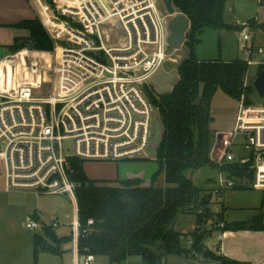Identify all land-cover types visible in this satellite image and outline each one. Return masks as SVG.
Here are the masks:
<instances>
[{
	"label": "built area",
	"instance_id": "2783aa9c",
	"mask_svg": "<svg viewBox=\"0 0 264 264\" xmlns=\"http://www.w3.org/2000/svg\"><path fill=\"white\" fill-rule=\"evenodd\" d=\"M34 1L66 30L48 27L39 12L53 42L52 63L42 73L49 82L47 91L39 93L28 85L15 92L0 90L1 190L66 194L75 211L72 264H93V254L78 252L79 238L91 232L94 221L88 219L87 226L80 228L76 201L80 183L69 177L70 159L150 158L155 121L160 118L154 97L163 93L154 79L161 70L169 72L163 65L177 61L173 55L180 49L167 43L173 15L160 8L161 0ZM247 26L241 49L250 70L264 62L254 58L263 51L248 43L253 28ZM249 75L250 71L244 85L249 84ZM68 140L72 153L63 148ZM235 150L246 154L237 156ZM208 157L216 166L212 197L221 198L228 190L246 185L264 190V102L245 104L241 95L232 128L214 133ZM230 164L247 165V175L225 171L223 167ZM22 225L36 230L57 227L58 222L42 224L31 214ZM191 242L188 237L183 245L189 248ZM202 263L221 264L217 259Z\"/></svg>",
	"mask_w": 264,
	"mask_h": 264
},
{
	"label": "trees",
	"instance_id": "16d2710c",
	"mask_svg": "<svg viewBox=\"0 0 264 264\" xmlns=\"http://www.w3.org/2000/svg\"><path fill=\"white\" fill-rule=\"evenodd\" d=\"M51 3V0H48ZM227 0H172L175 10L187 16L190 27L184 45L187 53L179 63L178 80L168 92H163L154 102L163 123V133L157 148V171L151 177V185L144 186L137 178L105 181L89 178L83 161L70 159L72 181L80 183L76 189L80 228L93 219L91 232L78 240V252L105 258L108 264H119L132 256H140L142 264H165L167 256H187L194 252L206 258L217 259L221 264L235 263L224 256H217L205 249L207 232L202 228L210 214L207 212L211 194L196 184L195 174L206 166L215 169L208 153L215 131L209 124L211 100L220 89L239 100L244 95L245 104L253 103L252 84L244 85L249 70L245 60L221 58L198 60L194 53L196 35L205 28L232 29L224 21ZM249 25L254 29V21ZM29 31L25 39H15L7 50L18 52L29 43L40 52H52L53 42L39 18L18 24ZM264 64L256 68V74ZM223 169L232 175H247V165L230 164ZM186 174V172H188ZM163 174L169 187L158 188L152 184ZM244 189V187H236ZM205 192V193H204ZM203 193V194H202ZM194 214L195 227L183 233L175 229L179 215ZM264 213L245 221H231L219 226L220 231L262 230ZM191 239L186 248L183 240ZM47 239L61 244L68 238H58L50 226L43 234H34L33 262L38 263L40 253L61 254Z\"/></svg>",
	"mask_w": 264,
	"mask_h": 264
},
{
	"label": "rangeland",
	"instance_id": "374dc122",
	"mask_svg": "<svg viewBox=\"0 0 264 264\" xmlns=\"http://www.w3.org/2000/svg\"><path fill=\"white\" fill-rule=\"evenodd\" d=\"M159 6L161 9H164V6L159 1ZM38 8V7H37ZM39 10V9H38ZM41 21V18H40ZM66 28L63 27L61 31H65ZM187 34V33H186ZM201 42L195 45L194 53L198 59H212L225 57V54L220 52L218 49V32L213 29H205L203 34L201 35ZM179 49L178 52L173 55V57L177 58V61H169L165 62L163 65L164 70L166 71H177L179 63L185 58L187 49L184 43L177 45ZM221 55V56H219ZM16 59L13 55H7L5 57L6 68L4 72L0 71V76H2V83L0 85V90L5 91L8 83L12 78L13 80L20 81H30L29 83H33L35 80L36 84L39 83L40 78V70L38 69L37 63H32L33 58H23L22 62H24V68L17 69L18 72L14 71L17 67ZM257 61H263L264 59H257ZM38 62V61H36ZM40 62V60H39ZM46 58L43 59L40 63H46ZM33 64V65H32ZM33 66V70H30ZM258 65H254L251 67L250 75L248 83L252 84L256 76V68ZM1 68V67H0ZM2 69V68H1ZM45 90H41L39 93H44ZM251 98L255 103L264 102V98L259 97L256 92L251 95ZM238 108V101L228 96L222 90L218 89L212 97L211 100V117L212 120L209 124V128L213 131L216 128L228 127L235 120L236 112ZM64 151L67 153L73 152L72 141H64L63 142ZM246 154L243 150H235V155ZM128 161V160H126ZM124 161V162H126ZM128 162L132 163H141L139 165H131L125 170H129V172H135L140 175H144V180L142 181V185L149 186L151 185V177L158 169V163L155 159L151 158H142V159H132ZM84 171L86 175L90 178L96 177L98 174H102L104 171L103 164L100 161L93 162H83ZM152 173V174H150ZM186 172V174H188ZM200 178L196 179V184L206 190L210 187V178L215 175V169L211 166L203 167L199 170ZM147 175V176H146ZM0 184H1V175H0ZM154 187L165 188L170 185L167 184L164 180L163 174H160L156 177V179L152 183ZM225 194V193H224ZM224 196V195H223ZM223 196L215 197L214 201L211 203L209 207H207V212L210 214V217L207 219L206 223L203 224L202 228L206 230L207 236L210 235L212 231L218 230L223 223H229L232 219H246L247 215L251 211V207L259 206L261 199H264V190H256L249 186H245L244 189H236L233 192L230 191L226 195L225 204L228 208H224ZM225 209V219L223 217V212ZM34 212H38L40 216V220L44 221L47 225L51 222L53 217L57 218V221L60 223L59 227H55V232L60 237H72L73 231V218L75 216V211L73 207V203L70 198L66 194H35L32 191H24V193H19L15 195H0V230H5L7 228H15L19 227L21 230V235L24 238L23 246H19V255L22 257V260L25 264H28L31 261V253H30V242L34 236V234H43V231L40 232L39 229L36 230H27L22 229L21 224H23L25 218L32 214L35 217ZM264 213V210L258 209L256 210V214ZM252 216V217H253ZM264 222V218H263ZM195 226V215L194 214H186L179 215L176 219L175 229L178 231H184L183 233L191 232ZM47 243L51 244L54 248H60L61 244H57L56 242H52L47 239ZM5 254L9 257L12 256V248H6ZM39 257V256H38ZM169 263L182 262L177 256H169ZM69 259V255H66L63 259L64 263H67ZM41 260L43 263L48 264H60L62 259L58 254L55 253H43L41 255ZM97 260L95 261V263ZM141 264V259L139 256H132L127 258V260L119 263V264ZM165 263V259H164ZM203 264V263H202Z\"/></svg>",
	"mask_w": 264,
	"mask_h": 264
},
{
	"label": "crops",
	"instance_id": "0c3cea01",
	"mask_svg": "<svg viewBox=\"0 0 264 264\" xmlns=\"http://www.w3.org/2000/svg\"><path fill=\"white\" fill-rule=\"evenodd\" d=\"M38 7V8H37ZM39 9V10H38ZM43 17L44 23H46V19L50 17L51 13L44 7H40L38 3L34 0H0V71H5L6 68L5 64V57L7 55H13L16 59L17 67L14 71L18 72L19 69L23 70L24 62L22 59L31 57L33 58L32 63H37L38 69L40 70V78L39 83L36 84L35 80L33 83H29L30 81H18L10 80L8 83L7 88L4 92H15L20 86H31L36 91L41 92V90L47 91L49 88V82L43 80L42 73L45 70H48L52 63V54L51 52H40L34 49H29L28 45L23 47L18 52L13 53L7 50V46L12 45L15 39H25L29 36V31L25 28L19 27L18 24L26 21V20H33L35 18L40 19V13ZM254 21L256 27H254L252 32V37L248 43L252 44L253 47L256 49L261 48L262 53H258L254 56L256 59H264V0H227L225 9H224V21L227 25L232 26V29L226 30H215L218 32V49L219 54L223 51L225 57H219L223 60H232V59H245L246 55L241 49L242 43V32L245 29L248 30V26L250 21ZM243 26V27H241ZM245 26V27H244ZM64 25L61 24L57 26L59 29H63ZM210 29V28H205ZM200 31L196 38L198 40L197 44L201 42V35L203 34L204 30ZM214 30V29H213ZM221 56V55H219ZM46 58V63H40L43 59ZM198 59V58H197ZM215 59V58H212ZM212 59H205V60H212ZM40 60V62H39ZM204 60V59H198ZM38 61V62H36ZM33 65V64H32ZM18 69V70H17ZM30 70H33V66ZM2 83V76H0V85ZM3 91V90H2ZM234 122H232L228 127L223 128H216L214 129L215 132H223L227 131L232 128ZM126 160L117 161V162H105L100 161L103 164V172L102 174H98L96 177H92V179L98 180H105V181H116V180H125V179H133L137 178L140 180H144L143 176L135 172H129V170H125L131 165H139L143 162H124ZM216 172V170H215ZM152 174V173H150ZM198 174V178L196 175ZM147 176V175H146ZM215 176V175H214ZM91 178V177H90ZM200 178V173L197 172L195 174V179ZM210 187L206 189V192L209 193L211 186H212V178H210ZM228 190L225 192L223 198L224 201L223 206L224 208H228L225 204L226 195L230 191ZM19 193H24V191H12V192H3L1 190L0 184V195L8 196V195H15ZM205 193V192H204ZM203 194V193H202ZM214 201V197H210L209 204L207 207L211 205ZM223 217L225 219L224 213ZM262 209L264 210V199H261L259 206L251 207V211L247 215L246 219H232L229 221H245L250 219L254 214H256V210ZM35 219H37L40 223L45 224L44 221L40 220V216L38 212H34ZM57 221L56 217L51 219ZM49 222L48 224H50ZM58 222V221H57ZM60 223L58 222V226ZM56 227V228H57ZM195 227V226H194ZM21 228L23 225L21 224ZM2 231L0 230V264H25L22 260V257L19 255V246L24 243V238L21 235V230L19 227L7 228ZM40 232L43 231V228L39 229ZM55 232V227L53 228ZM184 232V231H181ZM188 233V232H187ZM56 234V232H55ZM58 238H68L64 242L61 243L60 249L62 251L59 256L61 257L62 261L60 264H65L63 259L66 255H69V259L67 260L66 264H72L73 258L75 255V251L73 249V241L72 237H60L56 234ZM203 244L205 249L209 250L211 253L217 255L220 254L224 256L228 260H231L238 264H262L264 262V231L262 230H237V231H220L215 230L208 235ZM30 253H31V261L28 264H34L33 262V243L32 240L30 242ZM12 248V256L9 257L5 254L6 248ZM39 254L38 263L37 264H44L41 260V255ZM140 257V256H139ZM167 256L165 258V264H202L205 260L211 259L206 258L202 254L194 252L193 254H188L187 256H177L181 259L182 262L176 263H169ZM141 259V258H140ZM97 262L95 263V261ZM127 260V259H126ZM48 264V263H45ZM93 264H108L107 260L102 257H95ZM138 264V262H137ZM142 264V261H141Z\"/></svg>",
	"mask_w": 264,
	"mask_h": 264
},
{
	"label": "water",
	"instance_id": "95a60500",
	"mask_svg": "<svg viewBox=\"0 0 264 264\" xmlns=\"http://www.w3.org/2000/svg\"><path fill=\"white\" fill-rule=\"evenodd\" d=\"M162 5L165 7L169 15H173L168 22L169 35L167 38V43L170 46H175L177 44H183L185 41L186 33L190 27V21L184 14L175 13V8L172 4V0H161ZM243 27V26H241ZM29 49H33L31 43L28 44ZM179 76L177 71L165 72L161 70L156 78L154 83L158 85V88L161 92H168L172 89L173 85L177 82ZM252 86L259 97L264 98V69H261L255 76L252 81ZM163 133V123L160 118L155 121V132L153 134V139L151 147L149 150V157L155 159L157 148L159 146L161 137ZM198 178V174L196 175Z\"/></svg>",
	"mask_w": 264,
	"mask_h": 264
},
{
	"label": "bare ground",
	"instance_id": "6f19581e",
	"mask_svg": "<svg viewBox=\"0 0 264 264\" xmlns=\"http://www.w3.org/2000/svg\"><path fill=\"white\" fill-rule=\"evenodd\" d=\"M46 23H47L48 27H54V26L57 27V26L61 25V23L54 20L51 15L49 18L46 19Z\"/></svg>",
	"mask_w": 264,
	"mask_h": 264
}]
</instances>
